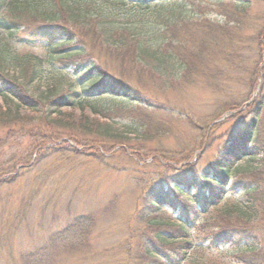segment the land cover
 Masks as SVG:
<instances>
[{
  "label": "trees",
  "instance_id": "16d2710c",
  "mask_svg": "<svg viewBox=\"0 0 264 264\" xmlns=\"http://www.w3.org/2000/svg\"><path fill=\"white\" fill-rule=\"evenodd\" d=\"M174 1L0 0V96L8 105L0 106V133H10L7 137L18 144L21 138L30 139L25 153L9 161L13 165L0 167V186L17 181L20 171L31 167L33 156L40 160L60 152L81 155L82 151L71 150L78 147L93 151L91 157L98 161L104 155L125 156L139 166L147 167L149 159L148 167L163 161L168 166V159L173 161L169 152L151 145L157 140L151 124L134 139L91 118L114 121L125 114L135 118L132 110L105 106L101 100L117 99L154 113L160 108L151 105L147 94L157 89L198 84L217 89L220 83L236 84L248 77L254 91L261 78L254 112H245L247 107L242 110L241 105L225 107L238 111L240 117L254 115L223 158L202 171L185 165L186 170L149 184L137 221L140 228L154 229L137 247L129 246L128 264H194L198 247L241 246L238 257L253 258L257 255L253 246L264 229V219L259 218L264 212V165L244 173L235 170L233 176L232 163L252 154L250 143L256 141L264 115V17L253 13L264 0H206L207 4L190 7ZM89 31L121 62L119 69L103 67L88 53L84 36ZM33 45L47 48L46 60L48 56L63 63L74 74L63 71L67 84L51 88L43 97L29 90L42 71V58L20 52L21 47ZM7 89L13 99L5 95ZM77 107L82 111L78 119L63 112ZM191 122L204 130V125ZM229 195H239L242 201L219 208ZM213 208L217 214L197 227L202 215ZM153 209L172 213L152 217ZM194 229L198 235L192 238ZM90 235L85 219L76 218L52 235L50 244L60 247L65 256L88 257ZM134 239L130 238V245ZM47 255L46 250L38 251L21 255L20 261L44 264Z\"/></svg>",
  "mask_w": 264,
  "mask_h": 264
},
{
  "label": "rangeland",
  "instance_id": "374dc122",
  "mask_svg": "<svg viewBox=\"0 0 264 264\" xmlns=\"http://www.w3.org/2000/svg\"><path fill=\"white\" fill-rule=\"evenodd\" d=\"M205 2L209 1H174L177 4H186V7H190L192 3L207 4ZM253 13L264 17V5L256 6ZM2 38L0 33V39ZM84 38L88 53L94 55L97 62L109 70L120 68L121 62L114 60L112 52L97 41L93 32L89 31ZM20 52L21 55L35 56L43 60L42 71L29 88L33 95L43 97L51 88L67 84L63 71L70 70L65 69L63 63L49 60L48 56L46 60L47 48L33 45L21 47ZM248 81L247 77L236 84L220 83L217 89L201 84L172 91L157 89L147 94L152 99L151 105L160 108L154 113L129 102L102 99V105L132 110L135 118L127 116L128 114L114 121L94 116L91 118L111 124L114 130L134 139L137 135L141 136L146 126L151 124L153 136L157 134V140L151 145L168 151L169 158L173 161L168 159L171 163L168 166L163 161L161 165L159 163L149 167L152 159L145 160L147 167L139 166L132 162L131 157L125 156L111 158L110 155H104L98 161L91 157L90 152L93 151L79 147L71 150L82 151L81 155L60 152L49 154L40 160L39 156H33L31 167L20 171L22 176L17 181L0 186V264H21V255H31L38 251L43 254V250L48 252L44 264H128L129 246L137 247L138 242L145 235L149 236L154 229L140 228L137 221L149 184L178 174L185 165H190L188 170L194 166L196 170L202 171L223 158L224 153L231 147L233 138L246 130L247 123L254 115L240 117L238 111L225 107L241 105L242 110L247 107L245 112H254L257 108L255 101L262 80L260 78L257 81L254 91H251ZM5 92L8 99H13L9 94L10 89ZM2 97L0 96V106L7 107ZM7 103L11 104V100ZM63 112L75 119L82 115L78 107L76 110L67 109ZM87 114L89 113L86 112L85 115ZM260 120L256 141L250 143L252 154L236 157L237 160L232 163L233 176L235 170L244 173L246 169H257L264 165V115ZM191 121L204 125V130L197 125H191ZM7 136L10 133H0V143L3 145L0 147V167L5 169L13 165L9 164L13 156L25 153L30 143V139L26 137L19 139L18 144ZM239 176L236 174V177ZM261 192L262 189L259 190L260 194ZM260 197L259 201L262 199ZM241 201V196L229 195L221 201L219 208ZM182 203L186 204L185 197L182 198ZM217 210L213 208L202 215L197 227L206 219L214 217ZM171 213L169 209H164L151 215L169 217ZM260 213L259 218L264 219V212ZM76 218H84L90 227L91 235L87 245L89 248L85 250L90 251L91 256H65L60 247L50 244L51 236L63 230ZM190 234L195 238L198 235L197 229ZM131 237L135 238L132 245L129 244ZM253 247L257 255L244 260L238 257L241 246H223L216 250L198 247L192 257L194 264H250L246 260L253 264H264V229L258 233Z\"/></svg>",
  "mask_w": 264,
  "mask_h": 264
}]
</instances>
